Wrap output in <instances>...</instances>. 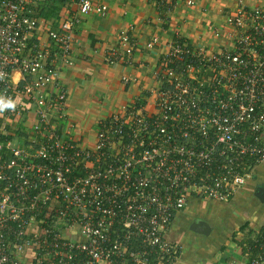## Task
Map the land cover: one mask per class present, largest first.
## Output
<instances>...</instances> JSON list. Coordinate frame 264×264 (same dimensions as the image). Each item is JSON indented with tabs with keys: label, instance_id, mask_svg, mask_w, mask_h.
I'll return each instance as SVG.
<instances>
[{
	"label": "built area",
	"instance_id": "1",
	"mask_svg": "<svg viewBox=\"0 0 264 264\" xmlns=\"http://www.w3.org/2000/svg\"><path fill=\"white\" fill-rule=\"evenodd\" d=\"M50 1L0 0V96L16 102L0 113V264H170L165 232L189 199L227 202L264 162V0H232L209 46L148 40L152 105L98 119L91 141L59 78L80 16L107 6L74 0L53 28L37 16ZM253 242L264 264V232Z\"/></svg>",
	"mask_w": 264,
	"mask_h": 264
},
{
	"label": "crops",
	"instance_id": "2",
	"mask_svg": "<svg viewBox=\"0 0 264 264\" xmlns=\"http://www.w3.org/2000/svg\"><path fill=\"white\" fill-rule=\"evenodd\" d=\"M92 1L106 5L107 10L80 16L72 33V64L61 68L59 78L66 91L68 123L76 126L78 138L85 141L92 140L98 119L122 106L152 105L147 96L155 85L152 72L157 53L146 49L148 40L179 38L192 46H209L217 40L212 30L222 25L233 4L232 0H172V9L166 13L153 0ZM246 2L253 6L259 0ZM75 10L74 0H64L57 20ZM122 34L127 37L126 46L132 47L129 58L120 42ZM42 38L46 41L45 33ZM262 184L264 162L227 202L189 199L165 232L178 248L170 264H249L253 241L264 232V203L254 195Z\"/></svg>",
	"mask_w": 264,
	"mask_h": 264
},
{
	"label": "trees",
	"instance_id": "3",
	"mask_svg": "<svg viewBox=\"0 0 264 264\" xmlns=\"http://www.w3.org/2000/svg\"><path fill=\"white\" fill-rule=\"evenodd\" d=\"M52 2V3H51ZM64 3V0H52L50 2H46L40 5L39 10L37 12V16L42 18L46 22L52 23L54 27H57L58 22V11L60 7H62ZM54 17H57V19H54ZM57 21V22H56ZM251 250V255H253Z\"/></svg>",
	"mask_w": 264,
	"mask_h": 264
},
{
	"label": "clouds",
	"instance_id": "4",
	"mask_svg": "<svg viewBox=\"0 0 264 264\" xmlns=\"http://www.w3.org/2000/svg\"><path fill=\"white\" fill-rule=\"evenodd\" d=\"M88 5L85 3V10L87 9ZM3 74H0V78H2ZM16 102L12 101L11 99L5 100L2 96H0V113H3L5 109H12L15 110Z\"/></svg>",
	"mask_w": 264,
	"mask_h": 264
},
{
	"label": "water",
	"instance_id": "5",
	"mask_svg": "<svg viewBox=\"0 0 264 264\" xmlns=\"http://www.w3.org/2000/svg\"><path fill=\"white\" fill-rule=\"evenodd\" d=\"M261 188L263 190H261ZM256 192H255V196L261 201L264 203V184H262L261 186H257L256 187Z\"/></svg>",
	"mask_w": 264,
	"mask_h": 264
},
{
	"label": "rangeland",
	"instance_id": "6",
	"mask_svg": "<svg viewBox=\"0 0 264 264\" xmlns=\"http://www.w3.org/2000/svg\"><path fill=\"white\" fill-rule=\"evenodd\" d=\"M54 19H57V17H54ZM56 24H57V23H56ZM53 28H56V27L53 26ZM261 190H263V189L261 188Z\"/></svg>",
	"mask_w": 264,
	"mask_h": 264
}]
</instances>
